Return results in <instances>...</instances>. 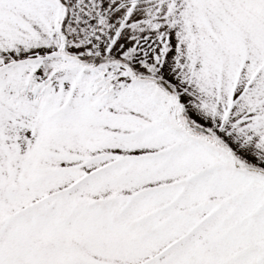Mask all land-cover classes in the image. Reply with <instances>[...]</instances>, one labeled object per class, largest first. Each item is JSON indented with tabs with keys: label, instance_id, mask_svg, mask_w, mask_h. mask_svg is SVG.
<instances>
[{
	"label": "snow or ice",
	"instance_id": "1",
	"mask_svg": "<svg viewBox=\"0 0 264 264\" xmlns=\"http://www.w3.org/2000/svg\"><path fill=\"white\" fill-rule=\"evenodd\" d=\"M0 264H264V0H0Z\"/></svg>",
	"mask_w": 264,
	"mask_h": 264
}]
</instances>
